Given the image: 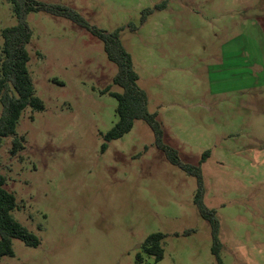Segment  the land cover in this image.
I'll return each instance as SVG.
<instances>
[{"label": "rangeland", "instance_id": "374dc122", "mask_svg": "<svg viewBox=\"0 0 264 264\" xmlns=\"http://www.w3.org/2000/svg\"><path fill=\"white\" fill-rule=\"evenodd\" d=\"M34 1L120 32L162 144L201 168L222 264H264V47L256 42L264 0ZM17 23L0 0V54L3 30ZM27 23L28 66L45 109H26L16 135L0 142V174L17 200L14 218L40 245L14 240V256L0 264H219L196 179L169 162L145 123L102 151L118 120L117 100L103 91L121 92L104 42L45 12ZM16 136L24 141L14 156ZM153 234L165 236L159 261L144 248Z\"/></svg>", "mask_w": 264, "mask_h": 264}, {"label": "trees", "instance_id": "16d2710c", "mask_svg": "<svg viewBox=\"0 0 264 264\" xmlns=\"http://www.w3.org/2000/svg\"><path fill=\"white\" fill-rule=\"evenodd\" d=\"M12 4L17 25L3 30V46L0 54V142L16 135V129L23 112L30 108L32 111H44L43 101L36 96L35 87L29 70L30 54L28 45L32 39V30L27 23V16L32 12H45L52 16L64 18L75 22L81 27L92 32L104 42V50L110 61L118 66V72L113 79V85L120 88L121 92H112L109 86L103 94H109L118 102L116 110L117 123L105 135L106 143L102 151L106 152L108 143L122 139L129 134L137 121L145 123L155 134L157 145L164 152L169 162L179 167L182 171L196 179L197 192L195 204L200 213L208 219L213 226L212 254L219 264H222L220 252L222 245L218 238L219 225L216 211L207 210L204 205L205 188L200 167L183 164L178 153L162 144L163 127L157 121V114L148 110L149 97L142 90L138 82L140 76L135 69L131 55L124 48L119 31L105 34L103 31L90 27L82 16L65 5L46 6L34 0H3ZM24 139L17 136L13 140L12 155L23 149ZM208 153L205 154L207 157ZM6 178L0 174V261L3 257H13L14 240L22 241L29 248L40 245L39 238L26 227L22 226L15 218L14 211L18 208L14 194L7 191ZM186 232L185 235H190ZM163 234H153L147 238L144 248L147 253L154 256L156 261L163 258Z\"/></svg>", "mask_w": 264, "mask_h": 264}, {"label": "crops", "instance_id": "0c3cea01", "mask_svg": "<svg viewBox=\"0 0 264 264\" xmlns=\"http://www.w3.org/2000/svg\"><path fill=\"white\" fill-rule=\"evenodd\" d=\"M257 43H258V47H257V49H259L260 48V50H261V48H263L264 47V32L263 31H261V33L260 34H258V32H257Z\"/></svg>", "mask_w": 264, "mask_h": 264}]
</instances>
